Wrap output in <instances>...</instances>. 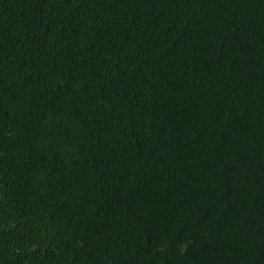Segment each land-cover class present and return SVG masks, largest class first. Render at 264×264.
<instances>
[{"label": "trees", "instance_id": "1", "mask_svg": "<svg viewBox=\"0 0 264 264\" xmlns=\"http://www.w3.org/2000/svg\"><path fill=\"white\" fill-rule=\"evenodd\" d=\"M0 264H264V0H0Z\"/></svg>", "mask_w": 264, "mask_h": 264}]
</instances>
